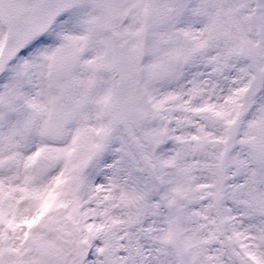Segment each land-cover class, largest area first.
Returning a JSON list of instances; mask_svg holds the SVG:
<instances>
[{
	"label": "snow or ice",
	"instance_id": "6c2138e0",
	"mask_svg": "<svg viewBox=\"0 0 264 264\" xmlns=\"http://www.w3.org/2000/svg\"><path fill=\"white\" fill-rule=\"evenodd\" d=\"M0 264H264V0H0Z\"/></svg>",
	"mask_w": 264,
	"mask_h": 264
}]
</instances>
